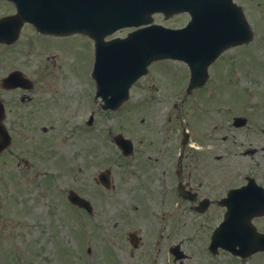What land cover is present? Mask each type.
<instances>
[{
	"label": "rangeland",
	"instance_id": "obj_1",
	"mask_svg": "<svg viewBox=\"0 0 264 264\" xmlns=\"http://www.w3.org/2000/svg\"><path fill=\"white\" fill-rule=\"evenodd\" d=\"M236 2L244 7L254 39L247 47L226 51L210 68L211 79L202 91L187 95V67L162 61L114 112L103 111L93 101V43L81 36L50 42L69 50L73 57L67 61L78 60L82 68L77 70L85 75L75 76L60 62V74L66 78L43 83L53 129L19 141V156L0 157V264H136L128 235L143 237V256L163 223L152 217V210L160 209V219L166 213L165 231H173L176 200L160 206L158 180L176 167L183 130L194 138L197 123L205 122L207 115L221 123L233 107L264 106V0ZM155 20L164 23L160 17ZM182 22L176 18L167 25ZM56 51L55 46L48 54ZM93 112L94 125L85 126ZM118 134L134 142L133 156L124 157L113 143ZM24 159L32 161V169ZM106 170L111 171L110 189L99 183V174ZM71 190L91 202L93 213L71 205Z\"/></svg>",
	"mask_w": 264,
	"mask_h": 264
},
{
	"label": "flooded vegetation",
	"instance_id": "obj_2",
	"mask_svg": "<svg viewBox=\"0 0 264 264\" xmlns=\"http://www.w3.org/2000/svg\"><path fill=\"white\" fill-rule=\"evenodd\" d=\"M15 14L12 3L0 0V19ZM68 38L43 35L25 24L17 39L0 42L5 53L4 58L0 53V125L10 132L12 145L53 129L43 83L66 77L60 74L58 53L48 51L55 47L50 44L53 40ZM10 77L13 80L5 83ZM232 110L221 123L207 115L205 122L197 123L194 138L183 130L176 167L162 174L157 191L162 207L171 198L176 200L178 219L169 233L164 227L166 213L155 219L163 223L143 256L140 252L146 244L138 237L133 252L136 264H264V106ZM156 235L157 250L152 249ZM173 236L184 237L171 243ZM225 241L230 248L223 246ZM166 243L165 252L159 253Z\"/></svg>",
	"mask_w": 264,
	"mask_h": 264
},
{
	"label": "water",
	"instance_id": "obj_3",
	"mask_svg": "<svg viewBox=\"0 0 264 264\" xmlns=\"http://www.w3.org/2000/svg\"><path fill=\"white\" fill-rule=\"evenodd\" d=\"M48 1L51 0H43L45 6L41 12L36 6V0H19L22 10L28 12L24 18L34 21L38 27H50V20L54 19H51V13H47L51 11L50 8H46ZM57 2L59 11L73 13L71 26L87 32L95 39L98 51L93 75L97 81L98 93L104 96L107 103L113 102L115 107L128 99L130 87L147 73L152 61L165 58L186 61L191 67V89H194L205 83L208 66L225 48L247 43L252 39L250 27L240 8L233 5L232 0H203V4H217L219 7L215 5L214 11L203 10L197 19L199 21L201 19L199 23L194 16L185 30L174 31L153 25L130 34L126 39L111 42H105L104 38L121 28L140 27L152 23L151 14L165 12L164 0H57ZM55 6L56 4H53V8ZM232 7L234 23L230 26L223 22L220 24L223 18L232 15ZM54 18V23L59 21V25H68L67 16L59 15ZM227 32L231 39L227 36L222 38ZM0 136L2 150L8 144V139L1 130ZM116 141L121 145L129 143L124 141L122 136ZM70 199L80 206H88V203L77 195H71Z\"/></svg>",
	"mask_w": 264,
	"mask_h": 264
}]
</instances>
